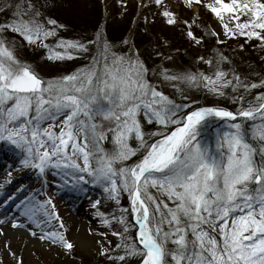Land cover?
<instances>
[{
  "label": "snow or ice",
  "instance_id": "obj_1",
  "mask_svg": "<svg viewBox=\"0 0 264 264\" xmlns=\"http://www.w3.org/2000/svg\"><path fill=\"white\" fill-rule=\"evenodd\" d=\"M154 3L160 7L164 0ZM184 5L207 8L229 39L245 37L264 47V0H184ZM54 6L55 0H0V144L10 146L21 168L42 182L16 204L20 217L40 230L41 241L75 259L74 243L50 230L53 220L64 228L52 198H38L51 172L60 188L86 193L91 185L117 205L127 195L130 208H120V215H106L100 199L91 204L101 225L118 238L97 253L111 264H264V76L251 82L234 68L225 71L231 61L222 53L199 57L209 75L163 62L151 67L134 42L122 40L117 51L120 45L99 31L94 38L65 39L60 36L65 25L48 15ZM161 15L168 25L178 22L166 5ZM183 23L187 38L201 44L192 25ZM205 35L224 43L219 33ZM25 46L43 48L49 62L88 58L89 63L45 79L19 55ZM165 46L157 49V58ZM165 85L181 101L193 89L217 97L230 89L239 106L232 111L178 102L163 91ZM7 223L25 227L16 218ZM5 225L0 219V236Z\"/></svg>",
  "mask_w": 264,
  "mask_h": 264
},
{
  "label": "rangeland",
  "instance_id": "obj_2",
  "mask_svg": "<svg viewBox=\"0 0 264 264\" xmlns=\"http://www.w3.org/2000/svg\"><path fill=\"white\" fill-rule=\"evenodd\" d=\"M78 3L80 5H95L99 3L102 26L97 31L107 40L120 45L117 51L123 48V45H121L122 40L127 39L129 45L134 42L136 48L148 59L149 66L151 67L160 65L163 62L165 66L175 70L191 69L193 72L200 71L210 75L209 66L199 61V57L201 56L206 59L210 58L208 48L211 45L206 44L205 38L198 34L200 30L203 31L204 29H209V32L220 34L219 39L224 41V43H217L216 48L222 49L221 52L226 53V55L228 54V58H230L233 64L230 65V68L238 71L239 61L244 65L246 59L250 60V53L247 51L246 46H243V43L247 40L245 37L229 39L223 34L224 30L221 27L220 21L207 8L200 5L187 8L184 5V0H164V5L160 7L155 5L154 0H61V2L55 0V6L51 8L48 15L65 25V28L60 30V36L65 39L92 38V33H88L89 29L84 26L80 28L71 27L67 22L65 24L61 17L52 13L53 11L56 12V9L62 8L64 10V7H60L61 4H64V6H72L74 4L76 6ZM202 3L213 4L214 0H202ZM165 5L169 11L175 14L178 21L177 24L168 25L166 23L165 18L161 15ZM2 20L3 17H0V21ZM110 21L115 22L114 24L119 23L122 27L127 28L126 34L122 36L119 42H114L110 38V35L105 33L107 30L110 31L106 27V24ZM184 21L192 25L191 30L203 41L201 44H196L195 41L187 38L186 32L189 28L183 23ZM114 24L111 25L114 26ZM213 38L216 41V37L213 36ZM252 41L261 47L259 41ZM17 43L18 45L22 43L19 37H17ZM48 43L52 44L54 41L50 39ZM164 44L166 46L162 48L163 56L157 58L154 54ZM124 50L126 51V49ZM19 55L22 59L31 63L36 71L45 79L74 72L89 63L88 58L49 62L45 58L47 55L46 50L43 48L33 50L27 46L20 50ZM168 56L171 59L165 60L164 57ZM243 69L244 67L242 66L239 74L242 76L249 75V72H244ZM254 82H259V78ZM163 91L178 102L193 103L195 106H219L223 108L228 105L230 106V104L232 107L234 105L239 106V103H233L232 97L237 94L232 93L230 89L225 90L227 96L229 95V99H227V96L217 97L206 90L197 91L193 89L188 93L190 99L187 101H181V98L172 91L170 86L165 85ZM259 91L261 90H254L253 94H258ZM149 130L155 131L157 129L155 126H149ZM0 147L1 152H7L8 155L13 153L14 155V160L6 155L2 156V160H0V185L3 186L0 187V219L6 221V225L2 226L5 235L0 236V264H17L21 260L22 264H73V262L79 260L77 258L78 255L92 257L98 253L101 245L104 246L109 243L110 239L117 238L113 237L110 231L101 225L99 218L95 215L96 209L91 207L92 202L97 199L102 201L100 205L101 211H103L105 205L107 206L108 201H104L102 191L99 188H93L91 185L86 186L87 192L82 199L81 194H78L76 191H71L69 188H60V178L53 176L49 172L47 175L48 184L46 193L38 198L40 200L52 198L53 203L56 205V212L59 214L64 228H60V221L53 220L50 230L63 232L74 243L75 259L64 255L58 246H51L47 241H41L38 238L40 230L28 224L26 218L20 217L16 204L26 199L37 189H40L42 182L35 172L30 169L21 168L19 163L20 158L14 150L10 149V146L0 144ZM9 172H11V176L8 175ZM8 180L11 182L7 183L6 181ZM3 188L6 189L2 190ZM12 197H15V199H11ZM12 218H16L17 222L23 223L25 227L22 229H12L10 223H7ZM32 231L37 232V237L34 238L30 235Z\"/></svg>",
  "mask_w": 264,
  "mask_h": 264
},
{
  "label": "trees",
  "instance_id": "obj_3",
  "mask_svg": "<svg viewBox=\"0 0 264 264\" xmlns=\"http://www.w3.org/2000/svg\"><path fill=\"white\" fill-rule=\"evenodd\" d=\"M61 2V0H59ZM94 1V0H93ZM60 6V5H59ZM70 6V7H69ZM83 6V7H82ZM60 7H64V10L62 8L60 9H56V12H52L54 15H57L59 17H61V19H63V21L66 22L71 26V27H85L87 29H89L88 33H92L91 37H94V34L97 32V30H99L102 26L100 20H101V7L99 3H96L95 5H91V4H77L76 6L73 4L71 5H65L61 4ZM203 11L204 9L201 8ZM115 22H109L108 24H106L107 29L109 28L110 31H108L106 28V32L107 34L110 35V38L112 40H114V42H119L122 38V36H124L126 34L127 28L126 27H122L121 24L116 23ZM111 24H114V26H112ZM200 29V28H199ZM209 29H204L203 31H199L198 34L202 35V37L205 38V42L206 44H210L211 47L208 48V53H210V58L209 59H215L216 56L214 55V53H222L224 56L228 57V54L226 55V53L221 52L222 49H218L216 48V41L213 38V36H208L205 35V33H211L208 31ZM90 35V34H89ZM88 38V37H87ZM242 40V38H241ZM246 42H242L243 46L245 45L247 48V51H249L250 53V60L246 59L244 61V65L241 64V61H239V69H238V73H240V69L242 70V66L244 67L243 71L249 72V75H247L249 81L254 82L256 79L260 78V76H264V48L263 47H259L258 45H256V43L254 41H248L245 40ZM26 47V46H25ZM230 60V58H228ZM232 64V62H231ZM233 65V64H232ZM238 66V65H237ZM224 70L226 69V71H229L230 65L225 64L223 65ZM209 68V67H208ZM191 70V69H190ZM211 71V69H208ZM209 73V72H208ZM211 74V73H210ZM231 91V90H230ZM236 94V93H235ZM229 99V95L227 96ZM226 102H228L226 100ZM228 105V103H226ZM238 106H230L228 105L227 107H225L228 110H232L235 111V109ZM106 147L111 148V145L108 144L106 145ZM9 150V149H7ZM61 182V181H60ZM68 189V188H67ZM73 191V190H71ZM78 194H81L82 199L85 197V193H81V192H77ZM122 198H121V203L120 205H117L114 201H108L107 202V206H104L103 212L106 215H111L112 213H115L116 215H120L119 209L120 208H130L129 205V201L127 198L126 194H122ZM126 199V200H124ZM128 220H129V224L132 226V230H131V235L135 236L137 227L135 226V221L134 218L130 215V213L128 214ZM115 228L119 229V225H114ZM118 242V238L115 239H110L108 244H105L104 247H109V244H111L112 246H114L116 243ZM79 260L77 262H73V264H111V262L107 261L105 258L103 257H99L97 254L92 256V257H87L85 255L81 256L78 255ZM132 264H136L135 261L132 262Z\"/></svg>",
  "mask_w": 264,
  "mask_h": 264
}]
</instances>
